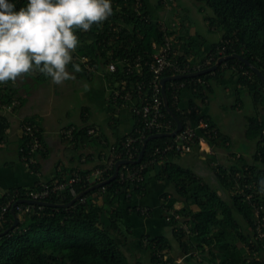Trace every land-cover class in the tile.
<instances>
[{
    "label": "trees",
    "instance_id": "16d2710c",
    "mask_svg": "<svg viewBox=\"0 0 264 264\" xmlns=\"http://www.w3.org/2000/svg\"><path fill=\"white\" fill-rule=\"evenodd\" d=\"M140 1L142 6L137 8V0H111L112 15L99 25L94 23L87 31L77 29L75 33L79 44L72 56L74 59L69 63L72 68L78 65L81 73L93 74L81 61L82 57H86L95 70L106 68L110 61L117 65L115 73L106 72L111 95L109 108L115 121L119 108L127 104L121 100L114 101V92H132L139 83L145 82L146 92L150 93L148 89L154 71L145 63L152 62L158 52V48L153 45L163 44L166 36L171 39V59L184 64L188 73L213 67L224 56L239 54L264 75V0H194L200 5L201 12L208 8L212 10V15H206L205 20L210 31L217 29L221 33V38L215 42H209L198 32L192 33L191 27L185 24V18L181 21L178 19L172 25L165 24L161 14L164 10L163 0ZM26 3L27 0H16L17 9L26 6ZM127 58L130 62L142 60V70L127 74V63L124 61ZM206 61H210V64L205 65ZM31 73L39 82L47 77L38 69ZM172 75L169 69L163 73V78ZM234 81L238 85L237 98L240 100L242 91L246 89L253 101L254 113L247 118L245 136L255 145V151L250 159L233 154L234 160L227 165L219 164L217 156L210 154L207 165L218 188L191 168L177 162L176 159L182 156L180 153L170 151L163 158L160 157L158 162L148 165L143 173L144 179L139 184H132L129 179L121 182L118 175L116 180L88 192L69 208H40L20 203L30 206V210L22 213L16 211L18 227L0 238V264H131L126 253L127 247L132 251L133 247L138 248L147 254L151 264H180L186 259L188 264L191 259H196L197 264H264V238L259 237L256 230L258 217L254 207L255 202L264 204V184L261 183L264 181V82L242 61L229 59L222 62L215 72L167 82L166 95L171 110L185 129L195 127L200 120H204L209 130L216 132H212L211 136L206 133L207 144L212 149L219 146L231 150L232 146H227L229 136L204 110L211 102L215 85L226 88ZM8 82L12 81L1 83L0 86ZM179 83H185V87L179 90L176 101L172 85ZM10 88L9 85L0 88L1 106L9 105L16 99V92ZM187 89L192 91L194 98L185 109L181 106V94ZM162 111L165 120L172 123L170 132H173L177 125L166 111L165 104ZM32 122L37 123L34 120ZM8 127V120L0 115V142L6 139ZM205 130H198L193 152L200 150L199 137ZM92 135L74 129L72 139L81 146L82 141L89 142ZM127 136L113 144L116 153L122 151V143ZM23 139L22 146L29 141L28 138ZM173 141L172 137L151 140L142 161L128 164V167L138 168L141 163L150 160V154L156 147L163 148ZM142 146L137 145L135 160ZM111 157L110 154L100 167L109 165ZM115 167L94 183L85 180L89 172L77 171L84 176V180L57 191L46 201L68 204L96 183L111 178ZM123 171L121 167L120 174ZM58 176L56 180L60 182L70 177L62 179L61 174ZM152 178L166 182L170 187L161 196L163 219L185 254L182 261L171 256L175 249L174 243L165 235L141 234L133 238L132 227L123 228L125 213H129V210L130 214L139 217L154 216L153 209L132 205L136 197L144 198L147 195V185ZM246 184L250 187L245 188ZM39 188L37 184L32 189H14L0 198V207L11 200L14 203L28 200L27 193ZM242 188H245L243 192ZM251 194L253 197L249 199ZM177 203H181V207L176 206ZM13 224L14 216L10 209L0 224V233ZM144 260L137 264H144Z\"/></svg>",
    "mask_w": 264,
    "mask_h": 264
},
{
    "label": "crops",
    "instance_id": "0c3cea01",
    "mask_svg": "<svg viewBox=\"0 0 264 264\" xmlns=\"http://www.w3.org/2000/svg\"><path fill=\"white\" fill-rule=\"evenodd\" d=\"M76 52L77 47L72 52V56ZM66 70L71 73L73 78L64 80L61 84L53 83L48 76L44 81L39 82L30 71L21 74L11 83L8 82L0 86V88L6 85L11 86L10 89L16 92L15 98L22 101L20 107L15 110H9L5 105H0V115L4 116L9 123L7 137L0 142V198L14 189H32L40 182L56 180L60 174L62 179L68 178L75 171L89 172L88 175H92L101 168V164L106 163V159L110 155L108 147L134 131L136 119L133 107L137 101H131L126 106L119 108L118 114H116L117 119L114 120L109 108L111 95L106 68L99 67L91 75L81 73L80 69L76 71L70 64L66 66ZM237 87L238 85L234 81L224 89L228 93L236 94ZM193 98L191 90H184L181 94V106L187 109ZM210 104L206 107V111L203 110L211 115ZM27 120L36 121L41 129L43 148L36 155L38 172L27 165L20 150L24 141L22 124ZM69 128H73L77 132L94 130L95 134H91L92 138L89 142L82 141L80 146L78 141L65 135V130ZM79 142H81L80 138ZM203 145L199 151L178 157L176 161L183 165H191L192 161H195V164L201 165L204 158L199 154L204 149ZM229 145L232 146L230 137L227 142V146ZM209 154L216 155L217 161L220 159L228 161L235 152L229 150L228 154L222 156L213 149ZM236 155L238 154L236 153ZM204 173L207 177L212 176L208 165ZM168 186L166 182L152 178L147 185V195L141 198L142 201L146 199L151 201L152 196L156 194L161 207L162 219L161 196L170 190ZM138 204L134 200L132 205L140 206ZM178 205L181 206V203H177L176 206ZM140 207L147 208L149 206ZM130 212L131 210L127 214L130 215ZM163 221L166 224L164 219ZM142 225L149 226L150 224ZM151 227L155 232L144 234L164 235L162 234L165 229L164 225L156 222ZM135 247L137 246L135 245ZM137 251L140 250L137 249ZM182 259L184 258L178 261H182Z\"/></svg>",
    "mask_w": 264,
    "mask_h": 264
},
{
    "label": "built area",
    "instance_id": "2783aa9c",
    "mask_svg": "<svg viewBox=\"0 0 264 264\" xmlns=\"http://www.w3.org/2000/svg\"><path fill=\"white\" fill-rule=\"evenodd\" d=\"M137 8L142 6L140 0H137ZM155 48H158V52L155 53L153 56V60L151 63L148 61L145 65H149L150 68L154 71V76L152 81L150 82V93L146 92V83L141 82L137 85L136 90L122 93L121 90H116L113 94L114 101L121 100L125 104L130 103L131 101H137V104L133 107V113L136 118V127L130 135H128L123 143H122V151L116 153L114 145L110 148V154L112 155L110 161L108 162L109 165L97 169L95 173L92 175H87L85 178L86 181L89 183L101 180L106 173L116 163L117 160H135L136 155L138 154V144H143L144 141L148 138V136L156 133H170V129L172 128V123L168 120H165V115L162 111V106L164 104L163 96H162V86L161 80L163 78V73L166 70L173 72V75H181V74H188L187 67L182 65L179 62H174L171 59V39L166 36L163 44L155 43L153 45ZM74 59V58H73ZM81 61L85 63V67L89 72H96L95 67L92 66L86 57H82ZM126 61V73L127 74H134L135 71L142 70L143 63L142 60L137 59L135 62H130L127 59ZM210 61H206L205 65H209ZM117 71V65L114 61H110L107 64L106 72L115 73ZM91 75V74H90ZM173 91L175 92L174 98L178 100V92L180 89L185 87V83L173 84ZM21 104L20 99H13L11 104L5 105L6 108L9 110H13L14 107ZM206 129L205 133L199 137V145L202 146L206 142V133L211 136L212 132L216 134L214 130H209V125L206 121L200 120L198 125L193 127L184 128L175 138L172 143H168L165 147H156L153 152L150 154V160L141 163L138 168L130 169L128 165H123L121 167L124 168V171H119L120 180L121 182L129 179L132 184H139L143 181L144 176L143 173L148 165H152L159 161V158H163L168 152L176 151L181 155L189 154L193 152V146L196 143V139L198 138V130ZM22 131H23V138H28V142L26 145L21 147V153L23 156L24 161L27 165L33 169L35 172L37 171L36 166V155L37 153L43 148L42 140H41V132L40 128L37 123L32 122L31 120L24 121L22 124ZM73 128H69L65 130V135H68L70 138L73 137ZM94 130H89L88 134H94ZM117 161V162H116ZM121 169V168H120ZM32 170V171H33ZM33 171V172H34ZM84 176L79 172H74L69 177L68 180L65 181H58L54 180L53 182H40V188L36 190H31L27 193L30 200L35 201H46L52 194L60 191L68 186H72L75 183H79ZM93 178H95L94 181ZM250 185L246 184L245 188H249ZM245 188H242L241 191L243 192ZM253 188H257L256 185ZM249 199L253 197V194L248 196ZM16 205V211L19 212H28L30 210V206H23L20 203H14L13 200L4 203L0 207V224L4 220L7 212L12 209ZM33 206V205H32ZM43 206H40V208ZM255 214L258 217L257 223V233L259 237L264 238V215L261 216V212L264 211V204L255 202ZM142 212L145 209H141ZM169 220V218H168Z\"/></svg>",
    "mask_w": 264,
    "mask_h": 264
},
{
    "label": "clouds",
    "instance_id": "9594fccd",
    "mask_svg": "<svg viewBox=\"0 0 264 264\" xmlns=\"http://www.w3.org/2000/svg\"><path fill=\"white\" fill-rule=\"evenodd\" d=\"M112 11L111 0H27L19 9L16 0H0V83L34 69L55 84L72 79L66 66L79 44L76 30L99 25Z\"/></svg>",
    "mask_w": 264,
    "mask_h": 264
},
{
    "label": "rangeland",
    "instance_id": "374dc122",
    "mask_svg": "<svg viewBox=\"0 0 264 264\" xmlns=\"http://www.w3.org/2000/svg\"><path fill=\"white\" fill-rule=\"evenodd\" d=\"M163 5L164 10L161 14L163 17L162 21H164L165 24L172 25L173 22L177 23L178 19L181 21L185 18V24L191 27L192 33L198 32L202 34L209 40V42H215L221 38V33L217 31V29H215L214 32L209 30L208 22L205 20L206 15H212L211 9L208 8L207 10H205V12H201L199 10L200 5L194 0H163ZM245 90L242 91L239 100L237 98V94L233 92L228 93L221 86L215 85V90L210 97V107L211 116L222 129V131L232 140L231 151H234L235 154L237 153L238 155L245 156L247 159H250L255 151V145L246 138L245 132L247 128V118L254 113V105L251 96L249 95L247 90ZM206 144L203 145L204 149L201 150L199 154L200 157L204 158L203 163L201 165H197L198 163L195 164V161H192L191 165L185 166L191 168L208 183L213 184L215 187H217L218 183L214 175L212 174V176L207 177L204 173L207 166L206 164L209 161V153H212L213 151L212 147L207 146ZM214 149L217 150L218 153L222 156L228 154L229 152V149L224 147L216 146ZM184 155L188 154L186 153ZM231 160H234V156L230 157V160L228 161H223L222 159H220L218 163L227 165ZM94 180L95 178H93V181ZM142 200L143 199L141 198H135V202H138L140 206H149L150 208H152L154 211V216L152 218H149L144 216L139 217L136 214H125L126 217H124L123 228L125 229L127 226H132L134 232L133 238H137L138 235L140 236L144 233H154L155 231H153L151 225L153 223L159 222L160 224L164 225L165 228L162 234H164L174 243L175 249L171 252V256L177 260L183 258L185 254L179 248L170 227L165 224L162 219L161 207L158 204V198L156 194L152 196L151 201L147 199L144 201ZM142 224L150 225L143 226ZM135 245L136 244L134 243V246ZM137 249L138 248L133 247V252L129 249V247H127L126 253L130 263L137 264L138 261H143L145 259L143 262L144 264H151L149 256L143 252L141 253V251H137ZM197 263L198 262L196 259H191L189 261V264ZM180 264H188L187 259L185 261H182Z\"/></svg>",
    "mask_w": 264,
    "mask_h": 264
},
{
    "label": "water",
    "instance_id": "95a60500",
    "mask_svg": "<svg viewBox=\"0 0 264 264\" xmlns=\"http://www.w3.org/2000/svg\"><path fill=\"white\" fill-rule=\"evenodd\" d=\"M229 59H238L240 61H242L243 63H245L246 65H248L249 67L252 68V70L260 77V79H262V81L264 82V75L261 73V71L259 69H257L256 67H254L247 59H245L243 56L239 55V54H232L229 56H224L222 58H220L217 63L213 66L210 67L208 69H203L194 73H188V74H181V75H172L170 77H164L161 80V86H162V96H163V101L165 104V109L166 111L171 115V117L175 120L176 122V129L173 132L170 133H156V134H152L150 136H148V138L144 141L141 152L139 154V157L136 160H119L116 163V167H115V172L113 174V176L107 180H104L102 182L96 183L95 185H93L90 189H88L86 192L80 193L78 196H76L73 201H71L68 204H53L47 201H35V200H21L18 203H25V204H29V205H33V206H43V207H56V208H69L74 206L78 200H80L85 194H87L90 191H93L95 189L98 188H102L105 185L111 183L112 181L116 180V178L119 175V171L121 166L123 165H128V164H138L142 161V159L145 156L146 153V149L148 146V143L156 138H162V137H172L175 138L183 129L184 126L182 124V122L178 119V117L174 114V112L171 110L169 103H168V98L166 95V84L169 81H176V80H182V79H188V78H194V77H198V76H202L208 73H212L215 72L218 69V66L222 63L225 62ZM16 205H14V207L12 208V214L14 216V224L7 229L6 231L0 233V238L3 237L4 235L8 234L10 231L14 230L15 228L18 227L19 225V218L18 215L16 213Z\"/></svg>",
    "mask_w": 264,
    "mask_h": 264
}]
</instances>
